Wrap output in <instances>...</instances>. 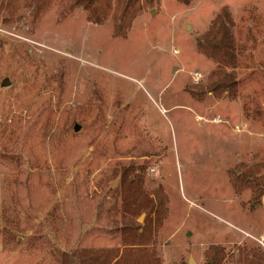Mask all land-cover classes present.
<instances>
[{
    "label": "rangeland",
    "instance_id": "rangeland-1",
    "mask_svg": "<svg viewBox=\"0 0 264 264\" xmlns=\"http://www.w3.org/2000/svg\"><path fill=\"white\" fill-rule=\"evenodd\" d=\"M227 13L237 86L217 96L198 43ZM255 167L264 0H0V264L121 246L130 169L165 203L133 217L162 264H264V198L234 185Z\"/></svg>",
    "mask_w": 264,
    "mask_h": 264
},
{
    "label": "trees",
    "instance_id": "trees-1",
    "mask_svg": "<svg viewBox=\"0 0 264 264\" xmlns=\"http://www.w3.org/2000/svg\"><path fill=\"white\" fill-rule=\"evenodd\" d=\"M181 1L189 3L191 0ZM232 25L228 13L221 14L209 32L198 43V48L205 56L218 65L219 72L216 74L219 75V78L208 89V93L217 96L225 93L233 94L237 86L235 74L225 73L228 68L233 70L237 68V48L234 35L231 33ZM130 170H127L122 177L126 186L125 195H130L131 198V204L126 203L124 209L127 216L121 231L122 248L107 249L106 251L74 250L65 252L61 258L62 264H162L157 255L156 244L151 241L152 234L147 220L143 224H139L133 217L135 213L144 208L150 212V215L154 213L159 222L166 214L165 203L161 200H157V202L145 201L141 193L143 179L140 176L128 179V176L134 171ZM260 170L259 167L247 170L237 178V183L234 184L238 192L250 189L252 198L256 201L264 198V174L260 176ZM224 259V256H220L215 264H221Z\"/></svg>",
    "mask_w": 264,
    "mask_h": 264
},
{
    "label": "crops",
    "instance_id": "crops-1",
    "mask_svg": "<svg viewBox=\"0 0 264 264\" xmlns=\"http://www.w3.org/2000/svg\"><path fill=\"white\" fill-rule=\"evenodd\" d=\"M105 225H106V223L103 225V223H98L97 225H96V228L98 229V230H100V231H103V230H105V229H107V228H105L104 229V227H105ZM102 232H100V233H96V234H101ZM99 240V242H98V247H94V249H93V251H106L107 249H117V248H122L121 246H117L116 245V247L114 248L113 246H106V247H104V246H102V245H106V242H105V244L104 243H102V241L100 240V239H98ZM99 245H101L100 247H99Z\"/></svg>",
    "mask_w": 264,
    "mask_h": 264
},
{
    "label": "water",
    "instance_id": "water-1",
    "mask_svg": "<svg viewBox=\"0 0 264 264\" xmlns=\"http://www.w3.org/2000/svg\"><path fill=\"white\" fill-rule=\"evenodd\" d=\"M8 83H9V81L6 79V80L4 81V83L2 84V87L5 88V87L7 86ZM74 130H75V132H78V131L80 130V127H79V126H76ZM143 217H144V216H142V217L138 220L139 223L142 222ZM189 264H196L195 261H194V259H193L192 257H191V259H190Z\"/></svg>",
    "mask_w": 264,
    "mask_h": 264
}]
</instances>
